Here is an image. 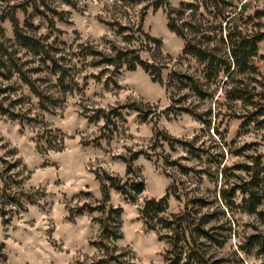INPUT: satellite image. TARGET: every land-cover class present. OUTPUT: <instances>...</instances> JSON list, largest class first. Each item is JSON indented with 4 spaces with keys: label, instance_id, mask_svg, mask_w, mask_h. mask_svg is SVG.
I'll return each mask as SVG.
<instances>
[{
    "label": "trees",
    "instance_id": "trees-1",
    "mask_svg": "<svg viewBox=\"0 0 264 264\" xmlns=\"http://www.w3.org/2000/svg\"><path fill=\"white\" fill-rule=\"evenodd\" d=\"M58 1L72 7L76 5L72 0ZM240 1L194 0L174 7L170 0H116L112 8L114 14L104 23L114 29L124 45L110 43L107 50H98L93 44L69 45L60 40L55 20H62L63 13L55 5V0H24L6 5L5 11L0 14V114L20 124H28L37 121L38 113L32 115L30 97L24 94L23 89L36 100L39 112H53L63 104L67 94L77 89L74 77L80 61L87 62L89 59L90 66L103 67V71L113 74L123 67L128 71L139 67L153 82L162 84V71L172 59L168 54H163L160 39L143 31L142 21L149 8L153 11L162 8L165 11L168 30L183 41L181 57L174 60V66L169 71L166 90L171 89L177 96L172 98L175 114H190L202 124L204 130L212 128L217 136V141L212 140L215 144L212 148L217 151H210L209 146H203V141L198 144V135L190 140H180L167 132L155 131L156 145L165 143L172 151L181 147L189 157L199 162L206 157L215 169H196L177 159H170L168 155H159L158 158L165 165L175 167L182 176L193 173L200 178L204 174L216 185L217 191L211 197H188L189 190L181 191L173 183L161 198L144 200L139 209V218L147 230L156 234L159 242L167 245L163 264H220L222 258L217 257L216 251L223 249L232 237L239 240L236 246L238 252L264 255L262 154L254 147L256 143H245L230 149L231 143L226 142L225 131L219 130L221 121L215 126L220 117L240 119V129L252 122L260 127L264 125V82L254 64L258 44L264 40L262 25L254 20L263 16L264 11L255 10L253 15L246 16V5ZM140 3L145 5L137 22L123 21L118 17L121 10ZM17 12L26 17L23 22H20ZM34 17L40 19L38 25H34ZM4 21L10 23L11 38L5 36L1 25ZM42 22L50 29L46 34L39 32ZM249 25L250 28H247ZM53 33L57 34L53 36ZM141 50L150 54L149 61L141 59ZM190 98L216 104L218 110L209 105L203 111H198L191 106L192 102L185 105ZM219 98L222 102L218 101ZM237 104L244 111L242 115L235 113ZM221 107L228 112L223 114L219 109ZM117 108L138 111L128 105ZM115 116L120 117V114ZM89 119H101L104 122L102 129L110 124L108 114L102 109H98ZM110 137L101 133L93 142L97 144L99 140ZM140 154L133 152L129 157H119L126 166L124 178L105 171L95 172L100 201L95 205L84 202L69 211L70 219L84 212L98 214L92 218L98 225V236L91 241V245L99 250V255L88 264H135L132 252L116 245L122 239L123 209L110 204V190L119 192L131 203L137 200L144 183L133 162ZM226 154L246 160L228 165L224 162ZM5 162L2 160L3 164ZM19 163V160L15 161L12 167ZM8 168L0 175V204L3 207L10 205L14 212L25 211V200L30 203H35V200L25 195L21 180L12 181L11 175H7ZM13 184L16 187L11 191ZM170 189L176 199L184 197L186 200L183 209L177 213L167 212ZM5 214L0 211L1 216ZM236 214L252 219V222L244 225L248 229L242 233L238 231ZM233 254L237 257L236 251ZM260 264H264V261Z\"/></svg>",
    "mask_w": 264,
    "mask_h": 264
},
{
    "label": "rangeland",
    "instance_id": "rangeland-1",
    "mask_svg": "<svg viewBox=\"0 0 264 264\" xmlns=\"http://www.w3.org/2000/svg\"><path fill=\"white\" fill-rule=\"evenodd\" d=\"M22 1L0 0V14L5 11L6 5ZM72 1L76 3L75 7L58 0L54 2L63 13L62 20H55L60 40L69 45L93 44L98 50H107L110 43L124 45L114 29L104 23L114 14L112 8L116 0ZM193 1L170 0V3L178 7L181 3ZM241 1L246 5V16L253 15L255 10L264 11V0ZM144 5H130L127 10H121L118 17L123 21L137 22ZM17 17L20 22L26 18L21 12H17ZM39 22V18H33L34 25ZM254 22L260 23L264 30V15ZM1 25L5 36L11 38L10 23L4 21ZM142 29L160 39L163 54H168L172 59L162 71V84L153 82L139 67L134 71L123 67L113 74L103 71V67L90 66L87 59V62L78 63V72L74 77L77 89L67 94L63 104L53 112H39L36 100L23 89L24 94L30 97L32 115L38 113L37 121L20 124L0 114V175L9 167L7 175H11L12 181L21 180L25 195L35 200V203L25 200L26 210L20 212H14L10 205L3 207L0 204V211L6 213L5 216L0 215V264H88L95 260L99 250L91 245V241L98 236V225L92 218L98 214L84 212L70 219L69 211L84 202L95 205L100 201L95 172L105 171L125 177L126 166L120 156L129 157L133 152H141L133 162L144 183L137 200L131 203L119 192L110 190V204L123 209L122 239L116 245L130 250L135 264H163V253L167 247L157 240L154 232L146 229L139 218V209L145 199L161 198L173 183L181 191L189 190L188 197H211L217 191L216 185L204 174L200 178L193 173L182 176L175 167L165 165L158 158L159 155H168L170 159H177L187 166L213 171L215 167L206 157L199 162L189 157L181 147L172 151L165 143L156 145L154 133L164 131L180 140H190L198 135V144L203 141V146H209L212 152L216 150L212 148L215 145L212 140L217 141V136L212 128L204 130L202 124L190 114H175L172 98L177 96L171 89L166 90V83L174 60L181 57L183 41L168 30L165 11L162 8L156 11L149 8L142 21ZM49 31L46 23L42 22L39 32L46 34ZM56 34L53 33V36ZM134 46L138 47L137 44ZM139 55L142 60H150V54L145 50L139 51ZM191 64L194 65L193 62ZM254 64L264 82V40L258 44ZM183 65L185 67V63ZM218 101L222 102L221 98ZM190 102L198 111H203L209 105L218 110L216 104L198 102L193 98L188 99L185 105ZM122 105L137 108L138 111L117 108ZM24 107L28 108L27 105ZM235 108L237 115L244 113L238 104ZM98 109L109 116L110 124L104 129L101 119H89ZM219 109L223 114L228 112L224 107ZM117 113L120 117L115 116ZM219 121V130L225 131V140L231 143L229 148L233 150L245 143H256L254 147L262 154L264 166V125L260 127L252 122L240 129V119L220 117L215 126ZM101 133L111 137L94 143L93 140ZM2 160L6 161L5 164ZM17 160L20 163L12 167ZM244 160V157L226 154L224 162L232 165ZM15 187L13 184L11 191ZM172 193L170 189L167 212L177 213L183 209L186 200L184 197L176 199ZM235 216L239 221L238 231L242 233L248 229L244 225L252 222V219L241 214ZM238 241V238L232 237L223 249L216 251L217 257L222 258L220 264H260L264 261V255L238 252ZM235 251L237 257L233 254Z\"/></svg>",
    "mask_w": 264,
    "mask_h": 264
}]
</instances>
